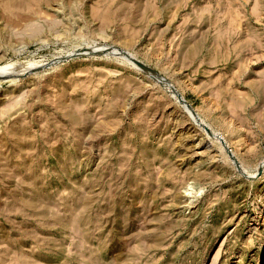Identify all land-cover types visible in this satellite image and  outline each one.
I'll use <instances>...</instances> for the list:
<instances>
[{
    "label": "rangeland",
    "instance_id": "obj_1",
    "mask_svg": "<svg viewBox=\"0 0 264 264\" xmlns=\"http://www.w3.org/2000/svg\"><path fill=\"white\" fill-rule=\"evenodd\" d=\"M0 74V264H264V0H0Z\"/></svg>",
    "mask_w": 264,
    "mask_h": 264
},
{
    "label": "water",
    "instance_id": "obj_2",
    "mask_svg": "<svg viewBox=\"0 0 264 264\" xmlns=\"http://www.w3.org/2000/svg\"><path fill=\"white\" fill-rule=\"evenodd\" d=\"M74 55H70V56H68V57H65V58H62V59H60L61 61H63V60H65V59H69V57H73ZM119 56V55H118ZM126 56L128 57L129 56V54H127L126 53ZM131 58H128L129 60H131L133 63H135L137 66H139L141 69H143V70H145V71H150V72H157V71H155L153 68H151L150 66H148V65H146L145 63H143L142 61H140V60H138V59H136L135 57H132V56H130ZM158 73V72H157ZM170 89L173 91V93L175 94V95H177L176 97H177V99H178V101H180L179 103L181 104V105H186V104H188L184 99H183V97L181 96V94L173 87V85L171 84V87H170ZM186 103V104H185ZM189 105V104H188ZM190 106V105H189ZM190 108L193 110V108L190 106ZM194 111V110H193ZM194 115H195V117L197 118V120L200 122V123H202L200 120H199V118L197 117V114H196V112L194 111ZM203 124V123H202ZM204 125V124H203ZM204 128L209 132L210 130L208 129V127L207 126H205L204 125ZM211 132V131H210ZM218 139H219V141L221 142V145L228 151V153H229V155L231 156V159H233V161L237 164V166L240 168V165H239V163H238V161H237V159L233 156V154L231 153V151L228 149V147H227V145H226V143H225V141L223 140V138L222 137H220V136H218ZM241 169V168H240Z\"/></svg>",
    "mask_w": 264,
    "mask_h": 264
},
{
    "label": "bare ground",
    "instance_id": "obj_3",
    "mask_svg": "<svg viewBox=\"0 0 264 264\" xmlns=\"http://www.w3.org/2000/svg\"><path fill=\"white\" fill-rule=\"evenodd\" d=\"M215 39H216V38H215ZM91 47H92V49H95V48H93V46H91ZM95 47H96V45H95ZM98 47H99V46H97V49H98ZM102 47H104V45H103ZM102 47H101V50H103ZM84 48H85V47H84ZM89 48H90V47H89ZM104 48H105V47H104ZM99 49H100V47H99ZM106 50H109V49H106ZM116 50H117V49H116ZM87 51H88V50H87ZM104 51H105V49H104ZM110 51H111V50H110ZM112 51H113V50H112ZM114 51H115V49H114ZM114 51H113V52H114ZM117 51H118V50H117ZM117 51H115V53H117ZM89 52H90V51H89ZM95 52H96V50H95ZM111 53H112V52H111ZM115 53H114V54H115ZM118 53H119V55H121L122 57H126L127 62L130 61V63H131V64H132L137 70H139V71H143L144 73H147V74H148L149 76H151V77H153V76L155 77L156 72L153 73V72H150V71H145V70L141 69L139 66H137L135 63H133L131 60H129L128 58H131V57H130V54H129L128 57L126 56V53H128L127 51H123V50H122V52H118ZM112 54H113V53H112ZM117 55H118V54H117ZM131 56H133V55H131ZM133 57H134V56H133ZM122 59H124V58H122ZM128 63H129V62H128ZM131 64H130V65H131ZM132 65H131V66H132ZM26 67H27V66H26ZM2 69H3V68H2ZM2 69H1V70H2ZM3 71H4V69H3ZM3 71H1V72H3ZM1 74L3 75V73H1ZM1 74H0V75H1ZM10 75H11V74H10ZM159 76H160V75H159ZM0 79H1V78H0ZM155 80H156V79H155ZM161 84L164 85V86H169L168 83H167V81H165V79H164V81L161 82ZM185 104H186V103H185ZM183 107H184V109H186L187 112H189V113L193 116V113H191V110H190L188 104H186V105L183 104ZM231 111H232V110H231ZM234 164H235V162H234ZM261 166H263V164H261Z\"/></svg>",
    "mask_w": 264,
    "mask_h": 264
}]
</instances>
